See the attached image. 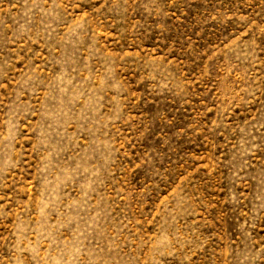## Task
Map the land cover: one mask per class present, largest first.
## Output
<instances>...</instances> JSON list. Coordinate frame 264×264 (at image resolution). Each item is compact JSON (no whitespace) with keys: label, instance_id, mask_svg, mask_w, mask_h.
Wrapping results in <instances>:
<instances>
[{"label":"rangeland","instance_id":"1","mask_svg":"<svg viewBox=\"0 0 264 264\" xmlns=\"http://www.w3.org/2000/svg\"><path fill=\"white\" fill-rule=\"evenodd\" d=\"M0 264H264V0H0Z\"/></svg>","mask_w":264,"mask_h":264},{"label":"bare ground","instance_id":"2","mask_svg":"<svg viewBox=\"0 0 264 264\" xmlns=\"http://www.w3.org/2000/svg\"><path fill=\"white\" fill-rule=\"evenodd\" d=\"M69 102V101H68ZM69 103H71V102H69Z\"/></svg>","mask_w":264,"mask_h":264}]
</instances>
